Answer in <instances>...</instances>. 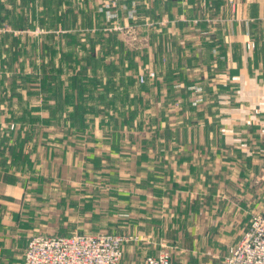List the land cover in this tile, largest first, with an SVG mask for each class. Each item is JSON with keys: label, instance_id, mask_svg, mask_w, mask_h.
<instances>
[{"label": "rangeland", "instance_id": "rangeland-1", "mask_svg": "<svg viewBox=\"0 0 264 264\" xmlns=\"http://www.w3.org/2000/svg\"><path fill=\"white\" fill-rule=\"evenodd\" d=\"M160 4L158 0L153 3L118 0L115 7L118 18L112 20L100 11L99 0H0V38L7 37L8 44L14 36L30 46L33 38L41 44L45 35L58 38L62 33L69 40L78 37L79 43L86 45L84 53L92 51L91 46L96 43L98 60L94 70L87 67L88 73H77L74 67L60 77L65 83L60 81L61 86H66L72 95L76 93L60 111L61 123L55 121L54 107L45 109L54 103L53 99L42 98L45 96H42L41 73H36L34 89L41 97L37 99L36 92L35 97L28 96L34 69L18 72L19 67H25L28 54L17 60L16 72L1 65L0 59V81L4 77L11 86L8 88H18V96L27 105L23 115L21 106L14 103L17 99L6 97L0 86V140H4L1 151L6 158L1 169L4 176L11 173L10 176L20 179L27 194L38 199L34 200L40 205L38 235L107 233L142 239L134 233L150 230L153 225L155 229L158 227L163 215V147L179 152L176 148L183 143L181 132L175 130V140L172 137L163 146V131L174 128V116L181 112L182 99V110L189 111L195 108L198 97L204 101L203 96L192 90L198 86L190 85L191 92L184 87L173 105L172 101L163 102L168 93L163 91ZM60 23L64 27L57 26ZM7 55V51L2 53V59ZM191 58L196 65L185 68L188 80L205 67L202 50H196ZM81 64L86 65L84 59ZM112 65L115 67L111 68ZM78 74L84 75L80 77L83 80L73 82ZM80 97L85 107L81 121L77 105ZM170 97L174 98L175 93ZM94 104L100 107L94 108ZM163 111L167 113L165 118L174 116L163 121ZM32 113L36 115L34 121L28 120ZM70 117L73 119L66 121ZM25 118L32 124L25 123ZM18 140L17 151H10L9 145ZM24 155L29 156L23 162ZM257 192L258 203L243 201L244 210L228 209L226 217L208 216L204 209L192 212L191 204L189 209L185 207L177 218L178 227L183 228L181 242L178 235L177 243L173 241L162 247L148 244L159 248L153 255L168 251L172 264H223L242 241L253 216L264 210V180ZM219 206L223 208L221 203ZM207 224L213 226L202 228ZM139 233L150 237V232ZM144 252L132 264H143L151 255Z\"/></svg>", "mask_w": 264, "mask_h": 264}, {"label": "crops", "instance_id": "crops-1", "mask_svg": "<svg viewBox=\"0 0 264 264\" xmlns=\"http://www.w3.org/2000/svg\"><path fill=\"white\" fill-rule=\"evenodd\" d=\"M158 2L163 8V91L175 93L173 105L184 90L175 83L190 92L188 86H201L204 103L186 111L182 99L174 128L163 131V146L175 140V130L183 139L179 152L163 147V215L156 229L139 231L150 237L134 233L142 239L125 244L122 264H132L144 251L156 254L159 248L148 244L177 243L178 235L181 242L177 218L190 204L192 212L204 209L208 216L226 217L228 209L244 210L243 201L258 203L264 180V0ZM249 40L256 43L252 51L246 47ZM199 49L205 67L188 80L186 62ZM1 168L0 264H23L28 239L39 233L40 205L20 179L4 176Z\"/></svg>", "mask_w": 264, "mask_h": 264}, {"label": "built area", "instance_id": "built-area-1", "mask_svg": "<svg viewBox=\"0 0 264 264\" xmlns=\"http://www.w3.org/2000/svg\"><path fill=\"white\" fill-rule=\"evenodd\" d=\"M100 11L106 13L108 19H117L115 10L118 0H99ZM248 50H254L256 44L249 40ZM151 76H154L151 74ZM201 93L199 87H192ZM198 97L194 105L202 103ZM138 237H124L107 233L81 234L70 236L34 235L27 244L23 264H121L123 245L129 241H137ZM168 251H160L157 255L147 256L143 264H172ZM224 264H264V210L253 216L242 241L234 249Z\"/></svg>", "mask_w": 264, "mask_h": 264}, {"label": "trees", "instance_id": "trees-1", "mask_svg": "<svg viewBox=\"0 0 264 264\" xmlns=\"http://www.w3.org/2000/svg\"><path fill=\"white\" fill-rule=\"evenodd\" d=\"M54 21H55V19H54ZM54 24H56V21L54 22ZM57 26H60V27L63 26L64 27L63 23H60ZM59 29H61V28H59ZM6 38L7 37H5V36H3V37L1 36V38H0L1 39L0 49H2L1 55H0V59L2 60L1 65H3L6 68H10L11 70L13 69L14 72H16L15 64H17V60L18 59L20 60L21 57H25L24 55L28 54L27 57L29 56V58L26 61V62H28V65H26V62H25V67L21 66L18 68V72L22 71V70L24 71L25 68L27 70H29L30 68L34 69L35 75H34V79L31 80L32 82L30 81L32 85H31V90L28 93V96L29 97H35L36 91H34V89L36 87L35 83L37 82L36 73H38V72L41 73L40 80H41V83L43 84V90H44L42 96H45L42 98H45L48 101L53 99V103H54L53 105H50V107H45V109L51 110L52 107H54L55 121L58 123H61L62 119L60 118V111L65 108V105H68V104H66L67 101L71 102V100L69 101V99H71V97L73 95H75L76 93L74 92V94L72 95L71 91L67 90L66 86L65 87L61 86V82H63V81H61L60 77L63 74L68 73V70H70L74 67H77L75 69V70H77V73L78 72L79 73H81V72H87L88 73L87 67H90L94 70L95 65H97L96 62L98 60L97 51L94 50L96 43L92 44V46H91L92 51L84 53V48L86 45L80 44L78 37H77V39L71 38V40H69L65 33H62L61 35H59L58 38H56L52 34L51 35L47 34L44 36L43 42L41 44L37 43V41L33 38V39H31L30 46L28 44L29 42L20 40L19 37H15V36L12 37L10 40V44L6 43V41L9 42V40ZM65 40H66L67 44L65 43ZM106 44H104L105 47H106ZM29 47H30V49H29ZM6 51L8 52L9 57L7 55V57L5 59H2V53L6 52ZM32 52H34V58L32 56ZM104 54H106V53H104ZM38 57H40L39 61L37 60ZM33 59H34V61H33ZM83 59H84L87 66L85 64H84L85 66H83L81 64V63H83ZM188 61L189 62H186V65H187V63H189V66H192L194 64L193 62H195V59L191 58ZM102 65H103V63H102ZM112 67H115V66L112 65L111 68ZM29 71L32 72V70H29ZM110 72H111L110 74L113 78L112 71H110ZM80 77H84V75L81 76L80 74H78V76L75 78V80L74 81L72 80V81L79 83V80H81V81L83 80V78H80ZM147 79L148 78H146V80ZM198 80L199 79H196L197 83H198ZM63 84H65V83L63 82ZM178 85H180V88L181 87L184 88L187 86V85L183 86L180 83L179 84L175 83L174 86L176 87ZM0 86L5 91V94L7 93L6 97H8V98L13 97V98L17 99V101L14 103L16 105H18L19 108L21 106V110L24 111L23 115H25L27 105L22 102L23 101L21 99L22 97L18 96L19 92L18 93L16 92L18 88L17 89L8 88L11 86H9V84L7 83V79L4 77L0 81ZM80 87H81V84H78L77 88H80ZM198 87L202 89L201 86H198ZM77 88H75V91ZM9 89L10 90L13 89L11 91V94L8 93ZM126 89L129 90L130 87L126 88ZM79 92H80V90H78V93ZM166 93H168V97H167V94L165 95V98L168 100L167 103H170L171 99L173 98V97H170V95H173V94H171L170 91H166ZM37 94L39 95L37 97V99H39V97H41V95L39 93H37ZM126 94H128V92H126ZM199 94L201 96H203V89H202L201 93H199ZM79 96H81V95H79ZM82 101H84V99L82 97H80V101L77 102V105L80 108V111H79L80 121H81L82 115L85 112V107L83 106ZM34 102H35V100H34ZM34 102H33V104H35ZM114 103H115V101H114ZM203 103H204V101H203ZM203 103H201V104H203ZM201 104H199V105H201ZM199 105H197V106L193 105V106L198 107ZM23 106L25 107L24 109H23ZM95 106H97V108L100 107V106L94 104L93 107L95 108ZM33 109H35L36 111L39 110V108L34 107V106H33ZM186 111H188V110H186ZM33 112H35V111H33ZM163 115H164V111H163ZM166 115H167V113H166ZM31 116H32V118L29 117L28 120L34 121L36 118L35 117L36 115H34V113H32ZM168 116H169L168 117V121H169L174 115L173 116L168 115ZM72 119H73V117H70V119H66V121H69ZM23 121H26V118H25V120L23 119ZM44 122H46L48 124L49 121H44ZM25 123L32 124V122H28V121H26ZM19 142H20V140H18L15 144L14 143L10 144L8 149L10 151L15 150V152H16ZM2 145H4V140H0V164L2 166H4L6 158L4 157V153H2L3 151H1ZM28 156L29 155H24L23 162L25 159L26 160L28 159ZM224 263H225V261H224Z\"/></svg>", "mask_w": 264, "mask_h": 264}]
</instances>
